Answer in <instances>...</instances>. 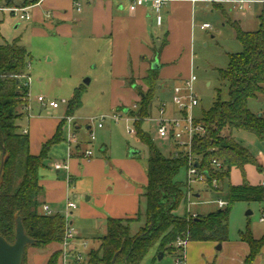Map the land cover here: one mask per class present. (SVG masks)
Listing matches in <instances>:
<instances>
[{
  "label": "rangeland",
  "instance_id": "374dc122",
  "mask_svg": "<svg viewBox=\"0 0 264 264\" xmlns=\"http://www.w3.org/2000/svg\"><path fill=\"white\" fill-rule=\"evenodd\" d=\"M258 1L251 3L250 9L246 12L238 9V5L233 0H219L215 4L200 3L196 9L191 53L186 51L181 56H175L173 50H164L166 46L163 48L162 55L159 57L162 68L156 72L158 86L152 109L149 118L145 119L141 126V129L150 135L163 156H173V149L171 142L158 135L154 119L159 117V105L161 102H166L168 115L176 116L177 114H172L170 110L171 107L174 110L171 90L181 84L191 73L197 76L194 88L200 100L199 105L193 110L196 118H201L203 111L213 106L219 94L223 101L229 100L228 83L221 80L219 70L228 68L230 54L241 53L243 50V45L237 39L236 30L232 24L236 21L244 31H256L259 28L258 17L264 3V0ZM123 3L126 5V2ZM34 4V0H0V6L4 7L24 8ZM80 4L82 12H78L74 5L73 22H69L73 27L71 36L55 34L54 30L46 25H41L42 30H39L33 19L20 20V14L15 16L10 12L0 11V44L17 39L31 54L29 58L31 76L29 116L36 114L39 110L41 104L37 102V97L40 95L45 96L49 101L58 102L60 107L56 113L60 116L65 115L67 103L73 98L76 90L82 87V106L72 116L75 119H73V127L79 142H74L72 148L75 149L78 144H81L80 148L83 151L90 148L93 157L101 158L104 156L102 148L106 147V156L110 159L120 160L126 156L134 160V164L129 167L133 166L137 169L138 180L135 184L142 187L144 185L142 178L147 176L149 150L148 146L140 141L135 133H129V130H135L134 116L139 110L140 90L143 93L147 91L143 80L151 69L150 61L154 58L153 48L160 49L165 43L164 28L155 26L154 41L148 43L147 50L133 61L131 68L137 85L134 88L126 81L125 76H121L117 69H113L111 45L108 40H99L92 36L89 26L91 14L87 1L80 0ZM162 14L164 15L163 11ZM203 23H209L212 28L202 30L200 25ZM170 75L179 77L166 80ZM86 80H89V83H86ZM248 106L257 115L264 114V94H260L258 99L250 100ZM126 108L128 112L124 113ZM114 115H118V121L113 120ZM102 117H105L103 127L99 128L98 123ZM27 119H23V123L27 122ZM76 125L80 128L76 129ZM67 126L66 124L64 128L66 140ZM88 126L92 127L95 140H90ZM232 135L252 153L258 162L264 161V144L255 134L234 130ZM131 150H136L138 153L130 157ZM63 160L66 162L69 160L66 141L51 149L49 169L43 171L50 177L54 173V163ZM116 163L127 168L123 162ZM187 171V166L182 167L175 178L184 185L187 194V201H183L177 210L180 216H184L187 212L189 216L215 212L222 209L218 206L219 200L225 201L227 205L223 209L227 208L229 184H239L243 181L241 171L233 168L230 178L225 181L217 176L211 179L210 183L204 179H198L190 185L187 183ZM64 172L62 171L61 178ZM245 174L248 181L253 184L264 180V169L260 172L254 164L245 166ZM123 177L126 178L125 175ZM118 187L121 188L119 185ZM87 197L89 193L84 190L74 191L68 197L77 205V210L75 209L76 211L68 216V220L74 222L72 227L80 236L69 242L68 251L74 246L77 254L83 257L82 264L87 263L88 253L98 248L101 237L106 233L105 222L77 218V212L83 206L94 205V200L87 201ZM67 200L60 209L53 210L66 216ZM141 207L143 213L145 209L143 200ZM249 211L251 214H248ZM262 217H264V202H235L229 217L228 241L222 243L221 249L217 248L219 244L215 242H189L186 249L187 264H244L249 254V245L241 239V234L249 227L254 238L260 239L264 235ZM144 223V217L141 221L133 223L131 234H136ZM83 242H87L86 247ZM53 248L54 246L50 245L40 250L28 245L23 264H47L54 252ZM62 252L64 248L61 249ZM263 252L264 248L251 264H264ZM177 254V249L162 251L159 249V244H156L140 264H177Z\"/></svg>",
  "mask_w": 264,
  "mask_h": 264
},
{
  "label": "trees",
  "instance_id": "16d2710c",
  "mask_svg": "<svg viewBox=\"0 0 264 264\" xmlns=\"http://www.w3.org/2000/svg\"><path fill=\"white\" fill-rule=\"evenodd\" d=\"M258 19L256 31H244L238 22H233L243 50L230 54L228 68L219 70L221 80L228 83L229 100L223 101L219 94L213 106L196 119L203 132L193 140V153L199 167L208 172L207 183L217 176L223 181L229 179L233 168L243 175L241 184H229L228 207L196 217L189 216L188 212L184 216L177 214L181 203L187 201V194L184 185L175 178L186 166L187 159L163 156L150 135L141 129L150 116L158 86L156 72L159 69L151 68L143 80L147 91L140 90L139 110L134 116L135 135L149 150L148 182L141 195L145 209L133 218H108L106 234L101 237L98 248L88 253L86 264H112L114 258L115 264H140L156 244L162 251H174L179 237L188 242L222 244L229 238L232 205L238 201L264 202V184L250 183L245 174L248 164H254L260 172L263 166L232 135L234 130L250 132L264 144V116L259 117L248 106L250 100L264 93V3ZM165 46L166 42L160 49L153 48L155 58L161 56ZM30 57L20 40L0 44V235L13 244L20 219L26 235L34 240L30 246L43 250L65 240V216L40 211L45 196L40 171L49 168L51 149L66 141V119L60 121L53 137L42 145L41 152L32 154L29 134L20 126V121L28 115L25 110L28 102L24 100L27 91L20 76L29 69ZM128 82L137 87L132 75ZM81 97L82 87L67 103V116H73L82 106ZM213 160L221 163L220 169L214 167ZM142 217L144 225L136 234H131V225ZM241 239L249 245L244 264H251L264 248V235L255 239L247 227ZM60 255L61 250L54 251L47 264H57Z\"/></svg>",
  "mask_w": 264,
  "mask_h": 264
},
{
  "label": "crops",
  "instance_id": "0c3cea01",
  "mask_svg": "<svg viewBox=\"0 0 264 264\" xmlns=\"http://www.w3.org/2000/svg\"><path fill=\"white\" fill-rule=\"evenodd\" d=\"M85 1H87L90 9L91 20L89 26L92 36L99 40H108L111 45L112 67L117 69L121 76H125L126 81L131 75L133 76L131 68L133 61L147 50L148 43L154 41L156 27L164 28L166 42L164 50H173L175 56H181L186 51L191 53L198 4L218 3V1L214 2V0H212L213 2L210 0H166L163 7V22L161 26H158L149 5L131 12L128 1ZM76 2V0H38L33 6L27 7V12L29 14L31 12L32 16L26 21L33 19L38 29L41 25H46L49 29L54 30L55 34L71 36L73 27L69 22H73L74 5L78 12H82L81 6L80 10H78ZM123 2H126V5ZM201 26L202 24L200 28L205 30ZM39 30L42 29L40 28ZM155 60H158L160 64L159 58H155L154 55V58L150 61V66ZM129 70H131L130 73ZM177 77L179 76L170 75L166 80ZM172 94L173 89L171 90V97ZM57 109L45 108L41 105L36 114L29 116V113L23 118H28L27 122L23 123V119L20 121L22 131L27 130L29 134L32 154L37 155L41 152L42 145L53 137L60 121L67 117L66 113L62 116L56 113ZM125 110L124 113H127ZM170 110L172 114H177L175 108L173 110L171 107ZM262 116H264L263 113ZM75 127L76 129L80 128L77 125ZM90 127H87L88 130H90ZM80 146L81 144H78L74 149L73 156L67 162L68 172H64L62 178L60 175L64 170H58L54 165V173L50 177L43 171L46 169L40 171V183L45 188L42 205L47 204L54 210L60 209L72 192L84 190V192L89 193L87 201L91 202L94 200V205L86 204L83 206L77 212L78 219L99 220L105 222L106 225L107 219L110 217H135L142 208L143 199L141 195L148 182L147 176L142 178L144 182L142 188L135 184L136 180H138L137 169L133 166L129 167L134 164V160H130L126 156L120 160L116 158L110 159V157L106 156V147L102 148L103 157L95 158L92 156L84 158V152L90 148H86L83 151ZM117 161L125 163L127 168L122 164L116 163ZM259 163L264 169V161H259ZM123 175H125V179ZM262 182L264 180L255 184ZM70 222L72 225L74 224L73 221ZM76 235L80 238L77 231ZM53 246L52 251L61 250L64 247L62 244H53Z\"/></svg>",
  "mask_w": 264,
  "mask_h": 264
},
{
  "label": "built area",
  "instance_id": "2783aa9c",
  "mask_svg": "<svg viewBox=\"0 0 264 264\" xmlns=\"http://www.w3.org/2000/svg\"><path fill=\"white\" fill-rule=\"evenodd\" d=\"M76 5L78 10H80L81 4L79 0H76ZM118 1H128L129 2V10L131 12H135L138 8L143 7L145 5H149L155 17V22L158 26L162 25L163 22V7L166 3V0H118ZM213 2L212 0H210ZM219 1V0H214ZM258 0H233L234 3L238 5V9L241 11H248L250 9V4L256 2ZM1 12H10L13 15H19L20 20H29L31 15L27 12V7H4L0 6ZM203 29L207 30L212 28L209 23H204L201 26ZM22 79V86L26 89V94L24 96V100L28 102L25 110L29 114L31 111L30 108V86H31V76L29 74V69L20 76ZM197 81V76L194 73H191L189 77H187L181 84L176 85L173 88V94L171 97L172 104L177 111L176 116L168 115V106L166 102H161L158 107L159 117L155 118L154 121L157 126L158 135L160 138L171 142L172 144V154L174 157L177 158H185L187 159V176L188 182L190 185L194 182L199 180H206L208 176L205 174L206 171L202 170L198 165V160L193 153V140L195 136L199 133L203 132V127L196 122V117L193 115V110L199 105L200 100L199 96L197 95L194 84ZM37 101L45 108H59L60 104L55 101H49L46 99L45 96H38ZM105 117H102L98 123V127H103V120ZM66 124L68 125V138L66 143L68 145L69 151V158L73 156L74 149L72 148V144L74 142H79L75 130H74V123L73 117L67 116ZM118 115H114L113 120L118 121ZM27 133V130L23 131ZM129 133H135L134 129H130ZM95 133L92 131L90 127V140H95ZM93 152L91 149H87L83 157L89 158L92 157ZM213 165L215 168L220 169L221 163L217 160H213ZM54 167L58 170H64L68 172V164L65 161L56 162ZM227 205V203L223 200L218 201V206L223 208ZM66 211H65V218L67 220L66 232H65V240L62 243L64 246V252L61 253L59 257V264H82L83 257L81 254H77L76 248L72 246L70 251H68L69 242L77 238L76 231L72 227V223L69 222L68 216L77 209V205L71 201L67 200L66 202ZM41 212L46 213L48 215L57 214L59 212L54 211L49 205L44 204L41 206ZM196 217V214L193 215ZM261 221L264 222V217L261 218ZM189 244L188 241L184 240L183 238L179 237L174 246L178 250L177 254V264H187V255L186 249L187 245ZM83 245L86 247L87 242H83Z\"/></svg>",
  "mask_w": 264,
  "mask_h": 264
},
{
  "label": "water",
  "instance_id": "95a60500",
  "mask_svg": "<svg viewBox=\"0 0 264 264\" xmlns=\"http://www.w3.org/2000/svg\"><path fill=\"white\" fill-rule=\"evenodd\" d=\"M151 68L155 70L160 69L158 60H155ZM86 83H89V80H86ZM125 112H128V110L126 109ZM258 116L261 117L262 114H259ZM137 153L136 150H131L130 156H134ZM205 174L208 176V172H205ZM248 214H251V212L249 211ZM30 244H34V240L26 235L24 226L21 220L18 219L16 240L13 244H10L0 235V264H22L26 253V247ZM217 248L221 249L222 244H219ZM112 264H115V258L112 261Z\"/></svg>",
  "mask_w": 264,
  "mask_h": 264
}]
</instances>
